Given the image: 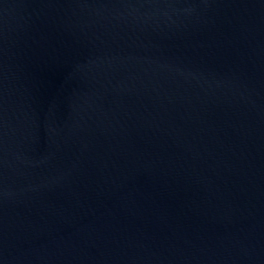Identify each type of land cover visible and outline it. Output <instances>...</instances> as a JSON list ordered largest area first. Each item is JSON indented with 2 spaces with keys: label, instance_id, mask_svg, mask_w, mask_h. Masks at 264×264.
Listing matches in <instances>:
<instances>
[{
  "label": "water",
  "instance_id": "1",
  "mask_svg": "<svg viewBox=\"0 0 264 264\" xmlns=\"http://www.w3.org/2000/svg\"><path fill=\"white\" fill-rule=\"evenodd\" d=\"M0 264H264V0H0Z\"/></svg>",
  "mask_w": 264,
  "mask_h": 264
}]
</instances>
